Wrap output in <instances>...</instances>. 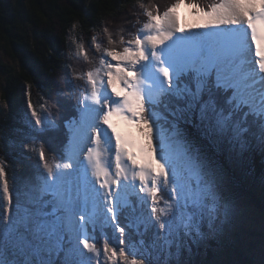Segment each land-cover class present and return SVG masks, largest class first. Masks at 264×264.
I'll use <instances>...</instances> for the list:
<instances>
[{
  "label": "snow or ice",
  "instance_id": "obj_1",
  "mask_svg": "<svg viewBox=\"0 0 264 264\" xmlns=\"http://www.w3.org/2000/svg\"><path fill=\"white\" fill-rule=\"evenodd\" d=\"M184 2L177 0L162 15L158 7L146 10L147 23L131 39L121 37L119 43L126 46L119 50L91 38L90 47L99 53L98 66L75 77L86 85L80 103L82 118L87 114L91 147L85 145L78 164L63 165L71 172L59 171L60 165L54 170L43 146L30 149L37 151L47 176L36 194L17 202L15 220L0 235V264H153L150 249L168 252L175 247L179 254L209 239L222 242L223 224L232 214L220 194L224 164L219 157L200 161L196 145L203 138L209 148L228 144L243 153L258 142L264 151V0H219L207 9L197 8L204 21L194 27L210 30L197 40L175 35L185 31L175 15ZM107 39L109 45L116 44L110 33ZM76 55L92 62L83 44H77ZM118 83L126 94L117 91ZM28 107L35 124H41L30 99ZM113 115L135 124L145 141L138 145L142 161L132 151L135 142L112 123ZM72 131L83 138V128ZM172 137L193 149V155L186 151L185 157L197 177L195 190L186 191L177 178L175 160L165 150V140ZM109 151L114 159H105ZM4 177L0 163V179ZM162 189L167 200L160 195ZM180 193L183 203L177 198ZM0 199L11 211L7 179ZM149 200V222L154 216L157 231L141 255L135 245H126L125 227L131 225H121L127 219L126 208L135 212L136 204L144 206ZM162 200L166 208L158 207ZM98 220L119 234L115 245L107 235L98 241L91 234ZM14 252L26 259L10 260Z\"/></svg>",
  "mask_w": 264,
  "mask_h": 264
},
{
  "label": "trees",
  "instance_id": "obj_2",
  "mask_svg": "<svg viewBox=\"0 0 264 264\" xmlns=\"http://www.w3.org/2000/svg\"><path fill=\"white\" fill-rule=\"evenodd\" d=\"M176 2L177 0H0V50L16 61L9 64L0 60L6 79L2 93L10 110V114L5 112L0 117L3 134L0 137V163L5 169L4 179H7L12 194L13 212L18 201L22 203L29 194H36L35 189L47 176L37 151L30 149L38 150L43 146L48 163L53 168L69 158L72 127H77L76 122L80 121L81 124L84 118L80 97L84 94L86 85L83 80L75 77L82 71L98 66L99 53L94 51V47H90L91 38L95 36L103 47H116L119 50L126 46L119 43L121 37L125 41L131 39L147 23L146 10L155 11L158 7L162 15ZM218 2L219 0H185L181 6L197 11V8L207 9ZM109 33L116 41L115 45H109ZM77 44H83L88 50L91 63L76 55ZM29 99L39 117L48 114V121L35 124L36 118L31 115L32 109L28 107ZM52 122H55V128L52 127ZM160 124L166 127L164 121L161 120ZM134 129L139 143H145L135 125ZM31 138H36L37 142H33ZM153 145L158 148L154 154L158 158L159 146L155 129ZM183 146L189 154L193 152L186 142ZM196 147L200 148V158H205L206 162L215 161L217 157L223 162L224 174L220 186L232 187L229 191L234 194L249 196L264 212V151L258 142L240 156L238 150L232 153L228 144L222 145L219 150L209 148L203 138ZM165 150L174 157L175 153L167 150L166 144ZM160 195L165 200L168 199L166 190L162 189ZM130 199L136 203V197ZM149 201L144 206L136 204L135 212L126 208L123 215L127 219L121 225H131L125 227L126 245L129 248L135 245L136 252L141 255L155 238L157 231L154 216L149 222ZM164 206L162 200L158 207ZM251 233L262 236L256 232ZM91 234L98 241L107 235L114 245L119 235L110 226L98 223ZM141 239L145 241L144 245L138 243ZM244 239V235L241 236L240 233L236 237L223 234L222 242L209 239L207 246H198L200 253L194 251L187 259L185 251H182L183 256L177 264H255L259 255L257 246L252 243L253 240L250 241V247L246 248ZM256 240L263 242V238ZM100 246L98 242L97 247ZM150 251L149 259L154 264L156 258L153 255L156 251ZM145 264H148V260H145Z\"/></svg>",
  "mask_w": 264,
  "mask_h": 264
},
{
  "label": "rangeland",
  "instance_id": "obj_3",
  "mask_svg": "<svg viewBox=\"0 0 264 264\" xmlns=\"http://www.w3.org/2000/svg\"><path fill=\"white\" fill-rule=\"evenodd\" d=\"M176 17L179 22V26L183 28L185 31L183 33L176 32V36H184L189 40H192V34L197 39H200L202 36H206L210 30H205L203 28H197L194 27L195 25H198L200 23H203L204 17L203 13L197 12L191 7H179L176 11ZM195 34V35H194ZM170 43V42H166ZM0 60L3 62H7L9 64L16 63V61L5 51L0 50ZM6 85V79L4 75L3 68L0 67V117L5 115V112L10 114V110L8 108L7 101L3 98V88ZM117 91L121 92L122 95L126 94V90L123 88L121 84H117ZM44 108V107H43ZM45 109V108H44ZM116 120L114 122V125L117 127V130L126 136L127 139L135 142L137 145L136 147L132 148V151L137 154L138 160H143V154L140 153L138 145L140 144L138 141V136L136 134V131L134 129L135 124H130L127 121H124L120 117L114 115ZM41 121L49 120L48 114L46 116H40ZM77 127L83 128L84 135L83 138H79L76 136L75 139L72 138L71 145H70V151H69V157L72 159L68 160L65 163L73 162L74 165L78 164L83 156V149L85 148V145L88 147H91V144L89 145L88 139H87V132H88V120H87V114L85 113V116L83 118V121L80 125ZM107 127V126H105ZM1 127H0V137L3 136L1 133ZM171 133H165V136H170ZM74 137V136H73ZM33 142H37L36 138H31ZM80 143V144H79ZM184 140H182L180 137H172L171 139H166V149L171 151L172 153H175L174 160L176 163V171H177V178L181 184L185 186L186 191L195 190L197 188V177L196 175L189 171L187 160L185 157V148H184ZM106 147V146H105ZM81 149V150H80ZM237 149H230L232 153H235ZM242 153L238 150V155L240 156ZM188 156L193 155V152L190 154L187 152ZM105 159H114V156L112 155L111 151L105 154ZM156 158V156H154ZM200 161L206 162L207 160L205 158H200ZM65 163H59L57 165H60L61 168L59 171L64 172H71V169H63V165ZM56 170V167L54 168ZM3 179H0V191H2V184ZM226 182V181H225ZM97 187H99L97 185ZM233 189L231 188H225L223 186H220V194L223 197L224 201L229 203L232 208V214L231 216L224 222L223 224V234L236 237L239 233L241 236L244 235V242L246 244V248L250 247V241H253L257 246V251L259 253L256 263L255 264H264V212L261 208H259L255 202L251 201L249 196L247 195H239L234 194L232 191H229ZM141 196L145 195L144 193H140ZM181 203H183V193H180L177 197ZM174 203V201H173ZM149 204L151 205V201H149ZM148 205V206H150ZM5 207V209H4ZM7 204L6 201H3V199H0V235H2L5 231V226L9 224L10 220H15L16 213L11 211H6ZM166 208V204L164 206ZM4 209V212L2 210ZM162 215V219H167L166 216ZM139 222H141L139 220ZM146 222V220H144ZM99 225L101 223L97 222ZM156 225V222H155ZM163 232V230H160ZM251 232H256L258 234H262V236H258L256 234H253ZM263 238V242L261 243L260 239ZM209 244V240L201 243L198 245L199 247L207 246ZM198 246H194L191 252L185 251L186 259L188 258L189 254L194 253V251L200 253V248ZM82 247V246H81ZM153 251H156L155 255H153L156 258V262L154 264H177L179 259L183 256L182 252L177 254L175 247L171 248L168 252H160L158 249H150ZM169 252L172 254V257L168 256L170 255ZM10 260H23L26 259V256L22 252H14V254H10L8 257Z\"/></svg>",
  "mask_w": 264,
  "mask_h": 264
},
{
  "label": "bare ground",
  "instance_id": "obj_4",
  "mask_svg": "<svg viewBox=\"0 0 264 264\" xmlns=\"http://www.w3.org/2000/svg\"><path fill=\"white\" fill-rule=\"evenodd\" d=\"M192 37H193L192 40H195V39H196V38H195L196 36L194 37L193 34H192ZM28 101H29V100H28ZM49 104H50V103H49ZM111 120H112V123L114 124V122H115V120H116V118H115L114 115H113V117L111 118ZM84 134H85V133H84ZM121 135H122L123 137L126 138L125 135H123V134H121ZM75 138H76V135H74L73 139H75ZM79 144H80V143H79ZM89 145H90V144H89ZM80 150H81V149H80ZM106 153H108V152H106ZM106 153H104V157H106V156H105Z\"/></svg>",
  "mask_w": 264,
  "mask_h": 264
},
{
  "label": "clouds",
  "instance_id": "obj_5",
  "mask_svg": "<svg viewBox=\"0 0 264 264\" xmlns=\"http://www.w3.org/2000/svg\"><path fill=\"white\" fill-rule=\"evenodd\" d=\"M180 7H184V6H180ZM192 9H194V8H192ZM73 136H74V133H73V135H72V138H73ZM71 141H72V139H71Z\"/></svg>",
  "mask_w": 264,
  "mask_h": 264
}]
</instances>
